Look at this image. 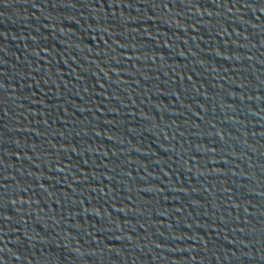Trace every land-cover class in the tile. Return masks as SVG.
Masks as SVG:
<instances>
[{
  "label": "water",
  "instance_id": "95a60500",
  "mask_svg": "<svg viewBox=\"0 0 264 264\" xmlns=\"http://www.w3.org/2000/svg\"><path fill=\"white\" fill-rule=\"evenodd\" d=\"M0 264H264V0H0Z\"/></svg>",
  "mask_w": 264,
  "mask_h": 264
}]
</instances>
